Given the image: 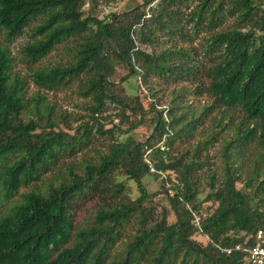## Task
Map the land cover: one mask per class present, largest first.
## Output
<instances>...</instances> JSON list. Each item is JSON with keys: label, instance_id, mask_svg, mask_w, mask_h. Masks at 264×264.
Masks as SVG:
<instances>
[{"label": "trees", "instance_id": "1", "mask_svg": "<svg viewBox=\"0 0 264 264\" xmlns=\"http://www.w3.org/2000/svg\"><path fill=\"white\" fill-rule=\"evenodd\" d=\"M83 1L0 0L1 38L26 27L32 37L21 48L24 74L0 41V264H248L246 248L264 234V1L194 0L180 13L187 0H142L102 18L85 14ZM174 35L187 45L139 46ZM58 45L65 60L34 65ZM134 75L145 87L151 77L180 85L153 111L125 94L121 84ZM28 82L37 89L27 93ZM70 83L86 102L75 125L80 117L68 119L42 92ZM184 93L207 101L187 107ZM109 105L127 127H103L109 116L99 113ZM205 120L186 162L166 155L164 140L190 138ZM146 123L144 138L126 134ZM93 128L110 137L105 149L59 175L56 162L75 159ZM217 141L219 166L208 171L203 198L212 206L201 215L192 169ZM158 171L160 189L148 192L142 178Z\"/></svg>", "mask_w": 264, "mask_h": 264}, {"label": "rangeland", "instance_id": "2", "mask_svg": "<svg viewBox=\"0 0 264 264\" xmlns=\"http://www.w3.org/2000/svg\"><path fill=\"white\" fill-rule=\"evenodd\" d=\"M142 0H84L82 10L84 13H89L95 15L98 18H102L106 14L112 11H124L127 9L132 8L133 6L140 4ZM257 1H264V0H257ZM187 7L185 8L183 5L180 6V13H187L189 10L193 9L196 6V2L194 0H187L186 1ZM264 7V3L262 4ZM229 22L227 20L225 23ZM179 25L183 27V29L188 28V25L184 23L183 20L179 21ZM31 26V25H29ZM24 29L18 36H15L14 39L11 41H4L0 36V41L4 44V46L8 49L13 62V70L24 74L26 69V64L22 62L23 53L21 52L22 46L32 40L30 37V32L27 29ZM200 32L198 33L196 39L194 40V45L200 40ZM173 39H178L175 43L177 46H185L187 45L184 43L180 37L177 35L170 36H163L161 38V42L157 44L156 42L152 45H140L139 46L147 51H157L159 48L164 46L166 43L171 42ZM63 45L56 46L55 49H52L49 53H47L44 57L40 58L34 65L41 66V65H49L52 63L63 61L67 58V55L63 52ZM139 76H130L127 80H125L121 85L126 95L134 96L137 95V98L140 99L141 103L146 107H151L150 109L155 111L159 110V108H166L170 103L174 93L177 91V88L180 84L176 83H164L162 79H156L155 77H151L150 85L145 87L144 85L140 84ZM74 84L70 83L69 88H60L57 90H44L45 97L54 104L55 110H61L66 112L68 115V119H73V117L78 116L77 120L74 121L72 124H77L79 120L86 119V110L82 108V106L86 103L84 98L77 95L73 92ZM36 85L28 82L27 84V93L36 90ZM184 105L187 107H196L202 106L207 99L205 97L196 98L189 93H184L179 97ZM99 116H104L107 114L109 116L106 120H101L102 125L104 128H110L113 125H119L122 129L127 127L128 124L125 123L123 119L117 117V110L114 106H107V110L104 112H100ZM120 119V120H119ZM208 124L207 120L204 121L203 124H200L193 132L190 138L186 137L183 140L179 139H170V141H165L161 143L162 148L167 153L166 155L171 157H177L182 154L184 157V162L187 161V157L189 155V151L192 152L193 147L196 145L198 140V135L200 129L204 128ZM152 124H143L136 128H133L131 131L127 132L126 134H130L134 139H142L144 138L151 129ZM62 126V125H61ZM62 128L66 132H72V129H67L66 127ZM94 128L91 130V135L85 140L84 144H81V150L75 153V159L65 157L63 159H59L53 167V170H57L58 174L60 175V170L64 169L65 163L74 164L81 160L91 159L94 156V153L100 150H104L108 142H110V137L107 134H98L94 133ZM117 132V131H115ZM114 132V133H115ZM124 135V134H122ZM117 136V135H116ZM119 138V137H118ZM219 141L215 142L212 146L206 148L205 150L198 153L196 160H199L201 163L197 165L195 168L192 169L194 173V180L196 182L198 194L197 198L202 201L200 214H206L210 211L211 202L210 201H203V198L208 190L206 187L207 184V173L211 171L214 167L219 166ZM165 159L166 157L163 156ZM148 162V161H147ZM59 169V170H58ZM149 170L152 171L153 167L149 165ZM171 174V173H170ZM164 176V173L158 171V176L147 175L142 178V183L144 184L146 190L148 192H156L160 189V180ZM115 178L117 180H124L126 179L124 176L116 175ZM126 190L125 193L131 198H134L138 195L135 183L127 180L126 181ZM167 186V184L165 185ZM236 186L239 187V183H236ZM25 187H20L18 190L23 191ZM162 194H157L154 198L151 199V203L156 206V211L159 212L160 208V198ZM169 220L172 221L173 218L169 215ZM198 240L203 241L204 238L197 236Z\"/></svg>", "mask_w": 264, "mask_h": 264}, {"label": "built area", "instance_id": "3", "mask_svg": "<svg viewBox=\"0 0 264 264\" xmlns=\"http://www.w3.org/2000/svg\"><path fill=\"white\" fill-rule=\"evenodd\" d=\"M239 248L240 245L237 244L225 249V252L228 254L231 250ZM246 262L248 264H264V234L261 231L254 234L252 246L246 248Z\"/></svg>", "mask_w": 264, "mask_h": 264}]
</instances>
